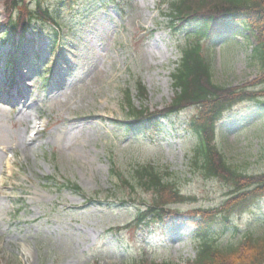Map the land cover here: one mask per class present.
Instances as JSON below:
<instances>
[{
  "label": "rangeland",
  "instance_id": "1",
  "mask_svg": "<svg viewBox=\"0 0 264 264\" xmlns=\"http://www.w3.org/2000/svg\"><path fill=\"white\" fill-rule=\"evenodd\" d=\"M65 1L48 2L59 12L61 34L52 49L47 35L34 31L27 37L32 44L4 45L8 37L0 27V264H138L144 256L149 263L189 264L196 240L187 219L120 234L112 230L131 222L137 206L107 193L117 184L113 164L128 172L149 163L174 172L182 194L193 198L174 206L181 212L216 208L226 199L228 187L188 167L196 139L186 123L194 109L138 134L118 124L128 119L126 90L150 112L171 103V72L185 31H169L159 0H72L71 7ZM7 15L0 0V26ZM213 39L207 46L214 82L238 87L259 78L261 64L239 33L222 30ZM18 48L25 56L17 58L12 74L21 95L6 97L11 84L4 71ZM138 80L146 88L143 98L137 97ZM32 114L44 123L29 142ZM217 142L246 174L264 173L263 107L250 101L232 107L218 124ZM51 174L59 184H77L86 196L41 180ZM231 220L221 246L249 233L262 235L264 201Z\"/></svg>",
  "mask_w": 264,
  "mask_h": 264
},
{
  "label": "trees",
  "instance_id": "2",
  "mask_svg": "<svg viewBox=\"0 0 264 264\" xmlns=\"http://www.w3.org/2000/svg\"><path fill=\"white\" fill-rule=\"evenodd\" d=\"M3 1L8 13L2 26L5 31L3 37H9L7 40L11 37L24 39L28 31H38L51 39L59 36V12L51 9L48 5L50 0ZM159 3L166 5L171 31L176 26L181 30L187 29L184 43L178 46L179 60L171 72L174 97L163 114H152L146 108H138L130 90H126L124 105L128 106L127 116L135 118L138 123L125 128L139 133L157 124L155 116L168 117L188 108L196 109L188 123V131L196 139L189 154L188 167L200 176L218 179L229 188V192L219 207H199L188 211L194 219V239L197 241L196 256L189 264H264V231L257 236L249 233L233 245L219 244V238L232 229L234 213L258 208L264 197V173L246 174L227 159L217 142V124L232 107L249 101L264 105V0H159ZM71 4L72 0L65 1L66 7H71ZM56 9L61 11L59 6ZM215 26L216 29L227 27L238 30V33L247 32L243 37L252 46L251 59L258 61L263 71L259 78L238 87L213 81V51L203 40L210 39V30ZM135 89L138 98L146 95L141 81L136 82ZM145 119L147 121L142 123ZM115 167L113 164L112 173L117 177V184L114 192H107L112 193L108 196L117 193L123 201L144 203V211L133 224L136 228L151 219L163 222L167 215L177 212L173 209L175 205L193 200L182 194L174 172L168 168L163 170L153 164L140 163L128 172H120ZM51 180L52 177H46L47 183ZM72 187L80 191L77 186ZM144 195H149L150 200L143 199ZM138 264L158 263H149L143 257ZM161 264L175 263L164 261Z\"/></svg>",
  "mask_w": 264,
  "mask_h": 264
}]
</instances>
